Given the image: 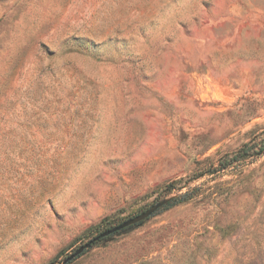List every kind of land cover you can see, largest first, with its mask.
<instances>
[{"label": "rangeland", "instance_id": "1", "mask_svg": "<svg viewBox=\"0 0 264 264\" xmlns=\"http://www.w3.org/2000/svg\"><path fill=\"white\" fill-rule=\"evenodd\" d=\"M253 139L264 0H0V264L193 188L70 264H264V153L200 176Z\"/></svg>", "mask_w": 264, "mask_h": 264}, {"label": "trees", "instance_id": "2", "mask_svg": "<svg viewBox=\"0 0 264 264\" xmlns=\"http://www.w3.org/2000/svg\"><path fill=\"white\" fill-rule=\"evenodd\" d=\"M264 153V140H261L260 142H255V140H251L245 144H243L239 149H237L235 152L230 153V154H225L222 157H220L217 160L216 165H211L208 167L207 171H205L203 174H201L200 176H204L205 174H216L219 173L225 169H227L228 167L236 164V163H243L245 161H247L248 159H253V158H257L258 156H260L261 154ZM200 176H197L196 178H199ZM188 184V180H184L183 178L179 179V180H175L170 182L169 184H167L164 188V192L165 193H171L172 191L176 190V189H181L184 186H186ZM195 189H191L188 192L184 193V194H180L178 196H174L172 197L171 201L165 205L164 207H162L161 209H159L154 215L158 214L161 210L166 209L168 207H171L173 205H177V204H181L184 202H187L188 200L192 199V192ZM154 204V202H153ZM148 207H142L139 210H137L135 212V214L131 215V216H127L126 218H123L117 222L111 223L110 220L108 218H105L103 220H101L98 224H96L95 226H93L92 228H90V233H92V236L89 237V239L87 240V242H90L91 240H94L95 238L99 237L97 240H95L90 248L98 243H101L107 239H109L110 237H112L113 235L118 234V232L114 233V234H110L104 237H100L103 233H105L106 231L118 226L119 224L123 223L124 221L142 213L143 211H145ZM154 215H152L151 217H153ZM150 217V218H151ZM149 219V218H148ZM146 219V220H148ZM145 220V221H146ZM143 221V222H145ZM143 222H141L140 224H137L136 227L140 226ZM78 249V248H77ZM87 250H85L82 254H80L78 257H80L81 255H83ZM62 254V253H61ZM78 257H76L75 259H77ZM75 259H73L72 261H74ZM72 261L66 263V264H70Z\"/></svg>", "mask_w": 264, "mask_h": 264}, {"label": "water", "instance_id": "3", "mask_svg": "<svg viewBox=\"0 0 264 264\" xmlns=\"http://www.w3.org/2000/svg\"><path fill=\"white\" fill-rule=\"evenodd\" d=\"M171 198H165L162 199L156 203H154L153 205H151L149 208H147L145 211H143L142 213L124 221L123 223L119 224L118 226L106 231L105 233H103L100 237H104L110 234H114L116 232L118 233H124V232H131L134 227L137 224H140L141 222L145 221L146 219L150 218L152 215H154L159 209H161L162 207H164L165 205H167L170 201ZM99 237L95 238L94 240H91L90 242H87L86 244L80 246L78 249H76L72 254H70L68 257H66L63 260V264H66L70 261H72L73 259H75L76 257H78L80 254H82L85 250H87L91 244L97 240Z\"/></svg>", "mask_w": 264, "mask_h": 264}]
</instances>
